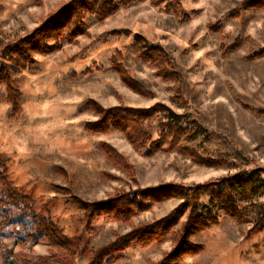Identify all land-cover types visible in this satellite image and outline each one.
I'll return each instance as SVG.
<instances>
[{"label":"rangeland","instance_id":"1","mask_svg":"<svg viewBox=\"0 0 264 264\" xmlns=\"http://www.w3.org/2000/svg\"><path fill=\"white\" fill-rule=\"evenodd\" d=\"M71 1L0 0V60L8 44ZM97 1L80 4L83 33L72 41L62 36L59 47L31 51L33 63L12 67L10 82L18 87L14 99L10 84L0 83V169L77 246L53 244L43 234L33 244L2 235L18 262L91 264L99 249L166 217L182 202L169 197L127 219L94 215L88 223L79 199L98 202L121 191L192 186L264 168V0H115L117 8L103 19L95 16ZM137 36L141 44L163 48L172 75L164 77L138 54ZM120 66L145 93L122 80ZM179 89L182 100L176 101ZM93 101L104 108H149L161 102L186 114L183 125L194 130L191 121L196 120L203 131L184 140L185 133L180 143L201 158L170 148V137L162 149L152 147L167 122L161 112L143 122L152 138L144 146L118 130H89L88 123L98 119ZM2 193L0 185V221L14 217L9 228L22 225L17 212L5 207ZM237 202L250 221L227 214L202 193L200 205H209L218 219L191 233L188 240L199 250L173 264H264V229L252 230L264 191ZM187 220L188 212L156 239L131 243L93 264H160ZM0 264L9 262L0 255Z\"/></svg>","mask_w":264,"mask_h":264},{"label":"trees","instance_id":"2","mask_svg":"<svg viewBox=\"0 0 264 264\" xmlns=\"http://www.w3.org/2000/svg\"><path fill=\"white\" fill-rule=\"evenodd\" d=\"M129 2L130 0L124 1L125 4ZM80 4L84 5L85 0H72L56 13L49 15L33 32L12 44H8L3 49V60H0V83L10 84V98L14 99L13 95L18 94V87H15L10 82L13 66L21 65L26 60H30L33 63L31 51H47L50 48L59 47L62 36H65L68 41H72L76 36L84 32V28L81 25L82 12ZM96 4L97 7L94 6L95 16L99 19H103L108 13L117 8L115 0H98ZM103 36L105 35H102V38ZM137 37L138 41L135 43V49L138 54L156 65L158 72L164 77L172 75L173 73L167 66L168 57L163 48L158 45H148L145 42L141 44L142 36ZM51 40L54 44L49 45L47 42ZM119 70L122 80L129 86L139 92H146L144 87L132 79L121 66ZM181 96L182 93L179 89L174 99L180 101L182 100ZM92 103L97 111L98 119L88 123L87 127L89 130L100 133L118 130L134 145L144 146L152 138L143 122L161 112L164 113L167 122L163 125L161 139L152 141V147L154 149H162L164 142H167L170 137V148L174 147L181 152L190 154L194 158H201L196 150L180 143L185 133L188 134L184 140L195 137L199 132L203 131L196 120L191 121L195 126L194 130L184 126L182 120L186 119V114H177L168 105L161 102L149 108L128 106L104 108L94 101ZM14 109H17L16 104ZM109 149L111 153L118 154L112 147L109 146ZM1 165L3 166L4 163L0 162V168ZM263 172L264 168H256L192 186L169 183L141 190L121 191L109 199L98 202H88L79 199L77 203L85 210L87 221L94 215L127 219L135 212L165 198L178 196L182 200L180 205L166 217L154 223L142 225L125 236H119L116 241L99 249L92 257L91 264L101 261L100 259L110 257L114 252L125 248L131 243H147L156 239L160 232L174 225L181 215L183 216L188 212L187 222L183 224L182 231L176 234V246L160 262V264H173L172 261L175 258L179 259L187 252L199 250L200 247H196L189 242L188 236L195 231H202L218 219V216L214 215L212 209L208 207L209 205H200L199 196L207 192L210 194L211 202L214 206L224 209L227 214L241 221H250L246 208L238 204L237 198L250 199L255 193L264 191V178L261 176ZM0 185H2V199L6 202L5 207L16 211L17 217H20L23 222L18 227L9 228V224L14 217L4 218L0 221V255L9 264H26L27 262L14 260L12 249L8 248L2 239L4 234L18 236L23 240L30 241L32 244L37 240L38 234H43L53 244L77 248V246L73 245L75 243L72 240L62 234L61 228L53 221L51 216L36 209V202L30 195L22 192L7 179L3 169H0ZM258 213L259 216L254 221L252 230L264 229V205L258 207Z\"/></svg>","mask_w":264,"mask_h":264}]
</instances>
